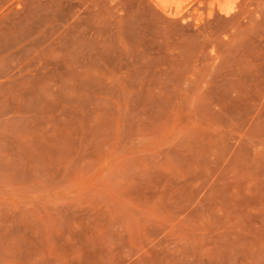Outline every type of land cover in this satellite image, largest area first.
Masks as SVG:
<instances>
[{"label":"rangeland","instance_id":"rangeland-1","mask_svg":"<svg viewBox=\"0 0 264 264\" xmlns=\"http://www.w3.org/2000/svg\"><path fill=\"white\" fill-rule=\"evenodd\" d=\"M0 264H264V0H0Z\"/></svg>","mask_w":264,"mask_h":264}]
</instances>
